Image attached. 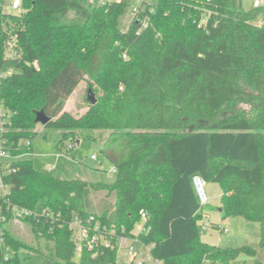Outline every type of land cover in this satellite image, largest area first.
I'll return each instance as SVG.
<instances>
[{
    "label": "trees",
    "instance_id": "1",
    "mask_svg": "<svg viewBox=\"0 0 264 264\" xmlns=\"http://www.w3.org/2000/svg\"><path fill=\"white\" fill-rule=\"evenodd\" d=\"M243 3L145 1L128 22L132 0H20L21 14H0L1 145L10 157L0 159L9 187L0 197V264H117L116 244L77 255L76 215H93L113 243L140 221L138 234L163 264H249L242 255L264 264L254 246L201 241L204 206L192 184L197 174L218 182L222 218L258 223L264 248V7ZM84 80L96 102L87 99L81 114L67 110ZM40 109L51 118L44 127L60 131L62 151L81 131L99 137L116 179L56 176L18 159L34 151ZM104 191L114 201L95 211L92 194ZM15 208L41 215L21 219L44 240L16 236L7 224Z\"/></svg>",
    "mask_w": 264,
    "mask_h": 264
},
{
    "label": "rangeland",
    "instance_id": "2",
    "mask_svg": "<svg viewBox=\"0 0 264 264\" xmlns=\"http://www.w3.org/2000/svg\"><path fill=\"white\" fill-rule=\"evenodd\" d=\"M15 1L16 0H0V14L2 12L13 15L21 14L12 5ZM132 1L134 4H139L145 1L155 3L158 0ZM243 4L246 8L251 7L250 0H244ZM261 16L257 18L258 22L261 20ZM131 18L132 16L130 13L127 22L130 21ZM8 20L10 23L15 22L12 18H8ZM14 44L15 39L12 37L8 45V47L12 48L6 51V55L11 58L15 56L13 51ZM3 67L2 75L4 76L10 71V67H8V64H5ZM87 95L88 81L84 80L71 94V97L66 103V109L79 114L83 113L87 106ZM6 119H8V117ZM3 120H5V118ZM36 129H38V135L33 139V153H25V155L18 157V159L30 158L34 161L35 167L56 176L71 178L77 175L87 181L90 180L102 183H111L116 179V174L112 171L113 165L106 157L100 154V148L103 143L99 137L89 138L86 137L85 132L81 131L79 138L80 144L72 139L70 143L73 144L74 147L71 149L70 144H68L62 151L57 147L61 138L59 130H55L51 127H44L41 123ZM92 154L99 155V160L92 158ZM205 185L209 203L203 207V218L198 222V231L200 232L201 241L221 247H238L246 244L254 246L259 251V260L264 263V248L259 246V224L239 216H230V218L226 219L222 218L219 210L222 205L221 185L215 181L206 182ZM214 193L217 194V197L212 198L211 195ZM110 201L113 202L114 197L106 196L105 191L94 192L92 194V205L95 211L100 212V210L105 207L106 203ZM203 223L210 224L206 230L202 228ZM7 224L17 237L24 239L27 243H36L37 239L42 241L46 238L42 230L34 231L31 228V224L25 222L21 218L16 219L13 217ZM140 226L141 222L138 221L134 230L137 231ZM224 228L227 230L224 231ZM21 257L23 258L22 254ZM241 258L248 261L249 264L253 263L252 258L249 256L242 255ZM126 261V257L122 254L118 258L117 264H127ZM203 264L218 263H214L212 260H204Z\"/></svg>",
    "mask_w": 264,
    "mask_h": 264
},
{
    "label": "built area",
    "instance_id": "3",
    "mask_svg": "<svg viewBox=\"0 0 264 264\" xmlns=\"http://www.w3.org/2000/svg\"><path fill=\"white\" fill-rule=\"evenodd\" d=\"M119 0H99L101 3L105 2H114ZM251 7L260 8L264 7V0H250ZM13 7L18 10V12L21 13L22 11V4H20V1L16 0L13 4ZM139 4H134L131 7V16L134 17L140 10ZM144 22V21H143ZM260 24L264 23V15L261 16V20L258 22ZM146 25V21L143 23ZM126 58V54L123 55ZM5 111L3 106L0 104V159L2 161H9L10 157L9 155L3 150L2 143L3 140L1 138V134L4 132L3 128V122L5 118ZM73 147V144L70 143V148ZM92 158L99 160L98 156L96 154H92ZM112 171H114V168H112ZM206 181L202 177V175L197 174L193 176L192 184L195 187V192L197 195L198 200L200 201L202 206H205L209 203L208 196L206 192ZM9 187L6 185L3 180L0 178V197L7 195L9 192ZM50 215L53 216L51 213L43 211L42 215ZM142 216H145V213L141 211ZM27 215H34L37 216L38 219L41 217L40 214L34 213L32 210L29 209H21V208H15V218L20 219ZM4 219V217L2 218ZM209 223H203L202 228L206 230L209 227ZM69 227L72 230L74 240L76 242L75 246V252H77V255H80V251L86 247L89 250L94 249L93 255H97L98 251L97 248L99 245L103 246H113L116 244L118 252V258L124 254L126 257L127 264H163V262L156 258L152 254L153 247L155 246V243L147 244L145 243L140 235L138 234L142 230V225L139 227L137 231H134V235H128V234H121V236L116 237L115 242L113 243V239L115 236H113L111 231H107L106 233L104 231H101L99 221L95 219L93 215L87 216L85 218L80 217L78 215L74 216V218L69 223ZM224 231L227 229L224 228ZM1 241L3 239L0 237Z\"/></svg>",
    "mask_w": 264,
    "mask_h": 264
},
{
    "label": "water",
    "instance_id": "4",
    "mask_svg": "<svg viewBox=\"0 0 264 264\" xmlns=\"http://www.w3.org/2000/svg\"><path fill=\"white\" fill-rule=\"evenodd\" d=\"M9 36L11 37V34H9ZM87 96L89 101H91L92 103L96 102V97L95 95H93L90 88L88 89ZM50 120L51 118L44 112L43 109H40L36 112V122L46 125Z\"/></svg>",
    "mask_w": 264,
    "mask_h": 264
},
{
    "label": "crops",
    "instance_id": "5",
    "mask_svg": "<svg viewBox=\"0 0 264 264\" xmlns=\"http://www.w3.org/2000/svg\"><path fill=\"white\" fill-rule=\"evenodd\" d=\"M79 85H80V84H79ZM77 88H78V87H77ZM77 88H76V89H77ZM76 89H75V90H76ZM75 90H74V91H75ZM74 91H73V92H74ZM70 97H71V95H70ZM77 143L80 144V139L77 141ZM66 178H67V177H66ZM71 178H72V177H71ZM211 197H212V198H215V197H217V194L214 193V194L211 195ZM208 199H209V198H208ZM219 210H220V209H219Z\"/></svg>",
    "mask_w": 264,
    "mask_h": 264
}]
</instances>
